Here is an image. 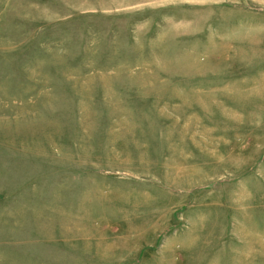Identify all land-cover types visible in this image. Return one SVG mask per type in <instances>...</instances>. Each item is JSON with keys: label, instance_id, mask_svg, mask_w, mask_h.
Segmentation results:
<instances>
[{"label": "rangeland", "instance_id": "374dc122", "mask_svg": "<svg viewBox=\"0 0 264 264\" xmlns=\"http://www.w3.org/2000/svg\"><path fill=\"white\" fill-rule=\"evenodd\" d=\"M0 264H264V0H0Z\"/></svg>", "mask_w": 264, "mask_h": 264}]
</instances>
